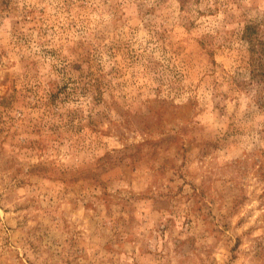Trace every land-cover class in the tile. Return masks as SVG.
Segmentation results:
<instances>
[{
	"label": "rangeland",
	"instance_id": "rangeland-1",
	"mask_svg": "<svg viewBox=\"0 0 264 264\" xmlns=\"http://www.w3.org/2000/svg\"><path fill=\"white\" fill-rule=\"evenodd\" d=\"M0 264H264V0H0Z\"/></svg>",
	"mask_w": 264,
	"mask_h": 264
}]
</instances>
